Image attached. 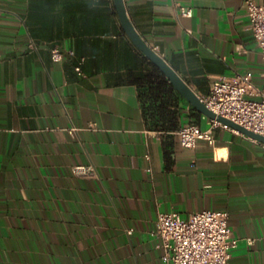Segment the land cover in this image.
Listing matches in <instances>:
<instances>
[{
	"label": "crops",
	"instance_id": "obj_1",
	"mask_svg": "<svg viewBox=\"0 0 264 264\" xmlns=\"http://www.w3.org/2000/svg\"><path fill=\"white\" fill-rule=\"evenodd\" d=\"M125 4L201 97L218 76L263 85L244 0ZM146 58L114 0H0V264H166L159 213L205 209L229 213L239 238L229 264H264V143L219 125L213 145L182 146V125L211 118L178 91L176 128L151 127Z\"/></svg>",
	"mask_w": 264,
	"mask_h": 264
},
{
	"label": "built area",
	"instance_id": "obj_2",
	"mask_svg": "<svg viewBox=\"0 0 264 264\" xmlns=\"http://www.w3.org/2000/svg\"><path fill=\"white\" fill-rule=\"evenodd\" d=\"M244 6L264 58V2L244 0ZM181 12L191 16L192 8L182 6ZM51 55L55 61H61L65 56L57 46L52 48ZM80 63L76 70L83 74ZM201 98L216 114L264 135V82L257 86L249 73L214 78L209 95ZM219 125L228 127L211 119L209 128L203 129L195 122H188L176 133L184 147H195L201 140L213 145V128ZM74 172L88 175L93 172V167L78 165ZM156 234L161 239L166 264H229L232 252L239 244V238L229 225V213L221 210L205 209L188 218L176 211L161 212ZM252 241V238L248 239L249 243Z\"/></svg>",
	"mask_w": 264,
	"mask_h": 264
},
{
	"label": "water",
	"instance_id": "obj_3",
	"mask_svg": "<svg viewBox=\"0 0 264 264\" xmlns=\"http://www.w3.org/2000/svg\"><path fill=\"white\" fill-rule=\"evenodd\" d=\"M115 7L121 22V25L132 40V42L144 53V55L165 75L174 88L199 112L205 114L211 119H216L222 124L235 129L255 140L264 143V135L255 132L234 120L218 115L207 107L201 96L183 79V77L171 66V64L159 54L138 32L132 20L130 19L125 0H114Z\"/></svg>",
	"mask_w": 264,
	"mask_h": 264
},
{
	"label": "trees",
	"instance_id": "obj_4",
	"mask_svg": "<svg viewBox=\"0 0 264 264\" xmlns=\"http://www.w3.org/2000/svg\"><path fill=\"white\" fill-rule=\"evenodd\" d=\"M147 59V58H146ZM150 70L144 80L140 96L144 113L153 128H176L175 119L177 90L165 75L147 59Z\"/></svg>",
	"mask_w": 264,
	"mask_h": 264
}]
</instances>
